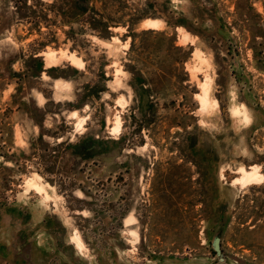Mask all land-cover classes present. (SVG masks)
Listing matches in <instances>:
<instances>
[{
  "label": "rangeland",
  "instance_id": "374dc122",
  "mask_svg": "<svg viewBox=\"0 0 264 264\" xmlns=\"http://www.w3.org/2000/svg\"><path fill=\"white\" fill-rule=\"evenodd\" d=\"M72 1L0 0V264H264V0Z\"/></svg>",
  "mask_w": 264,
  "mask_h": 264
},
{
  "label": "water",
  "instance_id": "95a60500",
  "mask_svg": "<svg viewBox=\"0 0 264 264\" xmlns=\"http://www.w3.org/2000/svg\"><path fill=\"white\" fill-rule=\"evenodd\" d=\"M214 246L216 248V250L219 252L220 251V248H219V237L216 236L215 240H214ZM217 264H226L223 260V256L220 255L219 257V261L217 262Z\"/></svg>",
  "mask_w": 264,
  "mask_h": 264
},
{
  "label": "trees",
  "instance_id": "16d2710c",
  "mask_svg": "<svg viewBox=\"0 0 264 264\" xmlns=\"http://www.w3.org/2000/svg\"><path fill=\"white\" fill-rule=\"evenodd\" d=\"M81 3L79 2V0H73L72 4L70 5V11L71 10H78V7Z\"/></svg>",
  "mask_w": 264,
  "mask_h": 264
},
{
  "label": "bare ground",
  "instance_id": "6f19581e",
  "mask_svg": "<svg viewBox=\"0 0 264 264\" xmlns=\"http://www.w3.org/2000/svg\"><path fill=\"white\" fill-rule=\"evenodd\" d=\"M246 176H247V175H246ZM245 180H246V179H245ZM34 186H35V185H34ZM36 187H37V188H40V186H39V185H37V184H36ZM40 189H41V188H40Z\"/></svg>",
  "mask_w": 264,
  "mask_h": 264
}]
</instances>
